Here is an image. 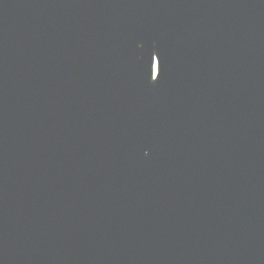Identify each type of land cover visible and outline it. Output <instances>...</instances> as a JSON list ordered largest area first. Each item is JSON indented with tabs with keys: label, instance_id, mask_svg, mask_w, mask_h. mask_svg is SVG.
<instances>
[{
	"label": "water",
	"instance_id": "95a60500",
	"mask_svg": "<svg viewBox=\"0 0 264 264\" xmlns=\"http://www.w3.org/2000/svg\"><path fill=\"white\" fill-rule=\"evenodd\" d=\"M0 264H264V0H0Z\"/></svg>",
	"mask_w": 264,
	"mask_h": 264
},
{
	"label": "snow or ice",
	"instance_id": "6c2138e0",
	"mask_svg": "<svg viewBox=\"0 0 264 264\" xmlns=\"http://www.w3.org/2000/svg\"><path fill=\"white\" fill-rule=\"evenodd\" d=\"M159 65H160V61H159ZM157 78H158V76H157Z\"/></svg>",
	"mask_w": 264,
	"mask_h": 264
}]
</instances>
